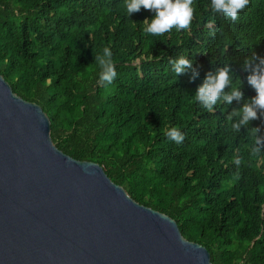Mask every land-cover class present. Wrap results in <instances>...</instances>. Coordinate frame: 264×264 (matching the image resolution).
Instances as JSON below:
<instances>
[{
    "label": "trees",
    "instance_id": "obj_1",
    "mask_svg": "<svg viewBox=\"0 0 264 264\" xmlns=\"http://www.w3.org/2000/svg\"><path fill=\"white\" fill-rule=\"evenodd\" d=\"M193 7L187 30L153 36L143 31L153 13L128 16L124 0H0V75L46 113L58 150L98 164L135 202L169 216L212 264H264V119L233 132L235 102L208 111L194 100L204 74L224 62L245 98L255 95L241 65L254 51L264 56V0H250L234 22L213 14L210 0ZM104 47L111 84L98 79ZM181 55L200 66L195 80L172 72ZM173 126L180 144L165 135Z\"/></svg>",
    "mask_w": 264,
    "mask_h": 264
},
{
    "label": "water",
    "instance_id": "obj_2",
    "mask_svg": "<svg viewBox=\"0 0 264 264\" xmlns=\"http://www.w3.org/2000/svg\"><path fill=\"white\" fill-rule=\"evenodd\" d=\"M0 264H212L169 216L51 139L42 108L0 75Z\"/></svg>",
    "mask_w": 264,
    "mask_h": 264
},
{
    "label": "clouds",
    "instance_id": "obj_3",
    "mask_svg": "<svg viewBox=\"0 0 264 264\" xmlns=\"http://www.w3.org/2000/svg\"><path fill=\"white\" fill-rule=\"evenodd\" d=\"M249 2L250 0H210V8L213 14L234 22ZM124 8L128 16L141 8L150 10L153 15L143 20V31L153 36H160L173 29L187 30L194 13L193 0H124ZM95 61L98 65L99 81L111 84L117 73L110 48L104 47L102 53L95 56ZM170 64L177 77L188 72H191L190 80L200 76V66L194 65L186 56L181 55L170 60ZM241 70L247 73L246 82L255 92L250 98H245L243 81L236 78L230 62L211 67L194 91L195 102L208 111H213L218 104L232 106L235 102L236 106L232 107L227 119L231 122V130L237 133L242 128L247 129L252 121L264 119V56L252 52L243 60ZM258 133L257 126L253 134ZM165 135L177 144L184 139L181 130L175 126L168 128ZM256 145L264 146V141L257 137ZM259 150V147H253V151ZM236 163L238 164L239 160Z\"/></svg>",
    "mask_w": 264,
    "mask_h": 264
}]
</instances>
